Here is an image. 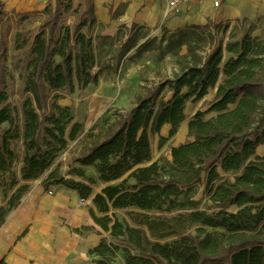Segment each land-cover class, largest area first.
Listing matches in <instances>:
<instances>
[{"label": "trees", "instance_id": "16d2710c", "mask_svg": "<svg viewBox=\"0 0 264 264\" xmlns=\"http://www.w3.org/2000/svg\"><path fill=\"white\" fill-rule=\"evenodd\" d=\"M73 1L49 0L36 13L45 19L30 45L23 44L28 53L18 106L8 103L3 87L8 48L0 38V173L21 158L25 182L48 172L68 143L83 133L71 108L59 104L60 92L72 94L99 81L92 49L93 0H83L73 28L66 27L53 42ZM3 8L0 0V21ZM207 25L163 33L142 44L136 31L143 27L122 26L115 39L123 36L122 30L129 35L113 72L134 49L136 56L157 50L160 59L172 55L174 73L146 87L129 112L115 115L98 133L92 131L74 158L76 168L61 174L57 165L41 182L44 189L72 190L82 201L93 195L97 181L104 184L92 199L101 216L90 209L94 222L108 233L91 251L96 264H264V155L256 154L264 144V38L232 35L224 46L231 57L222 63V43L216 44ZM97 39L99 46L114 40ZM19 40L16 35L15 44ZM215 86L213 101L188 121L187 140L169 146L170 159L163 164L150 163L151 139L158 137V148L165 146L186 120V104L198 103ZM166 88L172 95L164 101ZM164 125L170 126L166 137L160 135ZM89 167L96 178L86 175ZM199 185L211 213L199 210L200 201L193 200ZM28 187L12 191L8 207L0 206V226Z\"/></svg>", "mask_w": 264, "mask_h": 264}, {"label": "crops", "instance_id": "0c3cea01", "mask_svg": "<svg viewBox=\"0 0 264 264\" xmlns=\"http://www.w3.org/2000/svg\"><path fill=\"white\" fill-rule=\"evenodd\" d=\"M48 1L12 0V14L40 11ZM2 3L4 4V1ZM220 3L218 8H213L210 4L191 2L180 5L174 13L166 16L163 0H93L95 26L96 30L100 28L102 31L98 36L112 38L122 26L130 28L131 25L155 31L158 34L154 35L156 37L186 27H205L207 24L215 35L214 29L222 27L226 35L219 40L217 35L215 38L216 44L222 43L224 63L231 57L224 51L225 44L232 36L229 33L245 25L248 26L250 34L257 30L264 33V0H220ZM3 7L6 10V6ZM120 10L118 16L112 17ZM94 36L92 35L93 38ZM126 63L128 62L125 61L122 66L128 68ZM94 86L102 88L100 96L110 100L112 104L124 99L129 93L128 89H123L124 83L121 81L112 80L105 83L100 79ZM216 90L217 86L209 89L207 95L196 104H186L184 113L187 118L172 138L175 142L170 146L184 143L181 140L187 139L188 121L197 111L206 110L213 101ZM133 107L134 101L130 102L125 113ZM213 115L211 113L208 117ZM169 129V125H164L160 135L166 137ZM156 138L158 140V137ZM256 154L264 155V144L258 146ZM88 169L90 167L86 168ZM46 176L40 180L25 182L19 173L20 183L29 187L0 226V261L5 264H96L97 257L92 255L91 251L99 245L102 238L108 239V233L104 232L90 215L92 209L96 216H101L92 201L96 193L82 201L76 192L62 186L44 189L41 182ZM119 259L122 263L123 260L118 256Z\"/></svg>", "mask_w": 264, "mask_h": 264}, {"label": "rangeland", "instance_id": "374dc122", "mask_svg": "<svg viewBox=\"0 0 264 264\" xmlns=\"http://www.w3.org/2000/svg\"><path fill=\"white\" fill-rule=\"evenodd\" d=\"M4 1L6 6L5 15L0 21V38L5 41L8 48V54L6 58V70L4 74V90L8 97V103L11 106L19 105L21 101V93L23 90V77L25 72L23 71L25 56L28 53V48H24L23 44L30 45L33 37L40 31L42 27V22L45 19V15L36 14L40 11H33L25 14H12V0H1ZM83 0H74L73 8L70 12L62 15L61 19L58 22L56 31L54 33L53 42L62 35L63 30L66 27L73 28L76 22V10L80 8ZM129 29V28H127ZM85 32V29H81ZM257 30V29H256ZM101 29L96 30V26L93 27L91 35H95L93 39V53L95 56V70L94 72H99V80H103V82L107 83L112 80L121 81L124 83L123 89H128L129 93L124 96V99L120 101H116L113 104L110 103V100L103 98L100 96L99 92L102 88L98 89L94 85L89 87L88 89L82 91H75L72 94H68L63 91L60 92L62 99L59 100L60 105L69 106L72 110V115L74 122L81 123L83 128V133L79 135L75 140L70 141L68 143L67 148L62 151L55 162L53 163L50 170H53L60 166L58 169L61 174H67V172L76 168L77 165L74 163V158L80 152L82 147L88 142V135L92 132L94 134L98 133L100 129L110 119H113L115 115L125 114V110L128 109L130 102L135 101L136 94H145L146 87L153 86L160 81H164L166 78L172 76L176 69L175 65V57L172 55H165L162 59L159 58V51H152L143 53L141 56H136V51L131 50L125 58L122 60L119 65L117 71L113 72L111 65H115L118 60V53L120 50V45L123 40L127 38L129 35L127 31H120L119 35H123L121 38L116 40L115 38L118 36V31L113 37V41H107L103 46L98 45L97 36L102 34ZM139 35V43L142 44L148 42L155 38L159 40L161 36L158 35L155 31H150L147 29H143L140 31H136ZM215 35H217V39L226 35L223 32V28L219 27V29H214ZM250 33V30L247 25L240 26L239 29L233 30V32L229 33V35H233L235 38H240L242 34ZM20 35L19 44H15V36ZM162 35V34H161ZM228 35V34H227ZM252 37L264 38V33L261 31H254L251 33ZM20 47V48H17ZM23 47V49H21ZM19 49V50H18ZM183 53L186 52V49H183ZM127 61L128 68L122 64ZM133 64H139L133 65ZM111 69V71H110ZM166 88L162 93V99L165 101L168 100L171 96V93ZM131 92V93H130ZM209 116V115H208ZM207 116V117H208ZM4 128L6 125L3 126ZM184 138L181 141H186ZM174 143L175 140H169L168 143L162 148H158V140L156 137L151 139V147H152V159L151 162L157 161L160 164H163V160H169V146ZM17 151L20 153V148H17ZM149 163V164H150ZM21 168V158L14 161L13 166L9 171L0 173V206L5 208L8 207L9 198L12 196V191H16L22 184L19 179V170ZM49 170V171H50ZM46 172L43 176L47 175ZM86 175L88 177L93 176L96 178L95 169L90 168L85 170ZM43 176L38 178L40 180ZM67 178H70L69 175H66ZM76 181H80V178L77 176L73 177ZM104 187V184L97 181V184L94 186L93 193H99L101 189ZM193 200L200 201L201 211H206L211 213L212 210H207L210 206V203L207 201L206 196L203 192V185H199L196 187V194ZM235 208H232L230 212H234ZM180 213H183L182 211ZM177 213H173L175 215ZM120 262V259L118 260Z\"/></svg>", "mask_w": 264, "mask_h": 264}, {"label": "built area", "instance_id": "2783aa9c", "mask_svg": "<svg viewBox=\"0 0 264 264\" xmlns=\"http://www.w3.org/2000/svg\"><path fill=\"white\" fill-rule=\"evenodd\" d=\"M166 5L165 15L174 13L180 5L188 4L191 2L199 4H210L213 8H218L220 6V0H163Z\"/></svg>", "mask_w": 264, "mask_h": 264}]
</instances>
